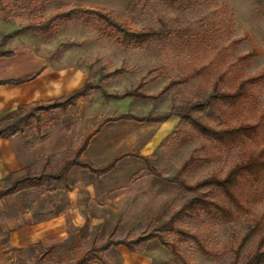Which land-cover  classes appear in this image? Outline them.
<instances>
[{"label":"rangeland","instance_id":"374dc122","mask_svg":"<svg viewBox=\"0 0 264 264\" xmlns=\"http://www.w3.org/2000/svg\"><path fill=\"white\" fill-rule=\"evenodd\" d=\"M43 1L45 11L35 12L32 9L14 8L11 0H5L11 13H0V38L15 29L45 21L57 12H66L77 5L87 9H104L116 21L125 22L138 32L162 31L159 37L149 40L142 47L124 49L115 39L104 36L103 31H108L120 37L103 23L95 19L85 21L77 18L59 24L48 36L22 32L7 41L5 49L13 51L18 75H32L42 68L34 85L36 91L59 88L62 83L60 79L63 78L69 79L64 91L80 87L85 81L98 84L99 88L92 91L90 97L78 102L64 116L68 120L65 128L76 118V141L86 130L97 128L108 118L124 113L135 116L165 114L172 107L179 108L187 101L204 99L215 84L220 90L232 92L241 81L264 74V0ZM109 73H112L110 77L100 79ZM181 78L186 81L175 85L162 96L153 98L170 80ZM140 79L145 82L140 92L153 99H108L102 94L103 91L112 95L123 94L134 89ZM246 88L250 96L236 117L231 118L260 124L262 128L256 138V145L264 147V78ZM54 94L49 91L40 98L45 99ZM29 105L17 116L30 112L32 106ZM226 114L222 120H226L230 112ZM59 118L60 112L52 111L43 115L38 129L31 123L24 125L19 134L35 142L41 132L52 131L53 127L46 128L45 125L53 122L52 126H55ZM77 120L84 121L80 124ZM5 125L0 120V131ZM112 126L115 125H109L104 131L107 139H111L118 131ZM135 126L119 129L124 131L126 143L134 132L137 137L144 134L147 139L156 131L158 124ZM203 143L212 153L209 161L181 170L193 150ZM116 152L110 146L108 154L101 157L93 153L89 155L97 161H106ZM153 152L155 155L151 163L159 176H179L186 184L202 180L211 171L223 173L239 156L238 148L209 145L191 131L186 123L178 127V132L166 144ZM43 171L47 172L45 169ZM38 173L27 175L38 176ZM73 181H76V189L84 206L79 214V221L83 223L81 245L76 246L74 263L89 249L93 237L97 246L108 240L116 222L118 226L111 240L135 239L146 230L148 223H157L169 217L188 196L178 184L149 174L144 163L132 157L124 159L113 171L102 177L76 168V174L69 178L68 185ZM249 204L252 212L263 210V201L258 194L249 198ZM91 221H96V225L88 232L86 227ZM177 225L198 230L202 244L206 247L207 253H203L190 240L182 245L181 252L190 264H230L234 260L233 250L250 225V220L246 214H236L229 222L185 220ZM168 237L174 239L172 234ZM256 239V236L252 237L240 250L239 261L243 259L245 249L251 248ZM140 253L149 259L150 264H172L169 252L156 240L141 247ZM102 256L108 264L120 263L114 250ZM90 264L100 263L92 260Z\"/></svg>","mask_w":264,"mask_h":264},{"label":"trees","instance_id":"16d2710c","mask_svg":"<svg viewBox=\"0 0 264 264\" xmlns=\"http://www.w3.org/2000/svg\"><path fill=\"white\" fill-rule=\"evenodd\" d=\"M11 6L14 8L32 9V11L35 12L45 11V3L43 0H11ZM0 13L5 15L11 13L10 10L7 9L5 0H0ZM77 18L85 21L95 19L103 23L106 28L120 35V37H116L112 32L103 31L104 36L115 39L118 45L124 49L142 47L149 40L157 38L162 34V31H135L125 22L116 21L111 14L104 9H87L77 5L66 12H57L45 21L32 23L2 35L0 38V57L11 58L14 56L13 51L5 49V45L9 39L20 33L27 32L33 35L40 34L48 36L51 32L56 30L59 24ZM39 73L40 72H37L25 79L0 81V85H19L26 83L35 79ZM113 73H116V71ZM111 75L112 73L106 74L100 79L110 77ZM262 78H264V74L247 78L241 81L232 92L220 90L217 84H215L204 99L187 101L179 108L172 107L171 110L165 114L149 113L144 116L123 114L118 117L108 118L102 122V124H104L125 119L137 122L163 123L171 116H176L180 119L179 124L172 133L162 140L159 147L166 144L171 136L178 132V127L181 124L186 123L191 131L206 140L211 146L238 148V160L223 173L211 171L202 180L194 184H186L179 176L171 178L159 176L151 163V159L155 153L151 156H141L138 153H123L113 158L106 165L98 167L81 156L87 148L91 137L99 131L98 127L85 136L80 145L64 160L63 164L56 172L42 171L38 176H29L25 174L14 179L8 177L6 180L10 181V185L6 191L0 193V197L12 194L28 185H39L44 182L50 183L52 181H65L68 172L73 167L86 170L99 177L110 172L123 158L132 156L144 163L149 174L164 181L178 184L188 194L187 198L166 219L157 223H148L146 230L135 239L128 241L111 240L118 226V222H116L107 237L108 240L100 246L92 243L90 248L83 252L81 257L74 264H90L92 260L100 264H106L102 254L110 248L123 245L129 251L137 252L148 242L154 240L158 241V243L169 252L172 264H190L186 255L181 252L183 244L190 240L201 249L203 253H207V250L202 244L198 230H194L190 227L180 228L177 224L185 220H194L197 222L208 221L210 223L229 222L236 214L248 215L250 225L247 227L238 245L233 250L234 260L230 264H264V147L256 145V138L259 136L261 132L260 128L262 127L260 124H250L244 119L231 118V116L236 117V113L239 112L240 107L246 104L247 98L250 96L246 86L255 84L261 81ZM183 81H186V79L170 80L153 98L162 96L166 91ZM144 85L145 82L140 79L134 89L126 91L123 94L112 95L104 91L102 94L106 98L111 99H149L151 96L144 94V92H140V89ZM98 88V84L86 81L81 88L72 91L66 96L48 101L33 102L29 105L32 106L31 111L22 116H17V114L27 109L28 105L19 106L15 112L1 120L6 125L4 129L0 131V138L13 136L19 133L24 125L27 126L31 123L38 129L42 122L43 115L56 110L65 112L74 108L78 101L87 99L91 96L92 91ZM227 112H230L229 117L226 120H222V117H226ZM211 154L208 146L204 143L201 144L199 148L193 150V153L183 164L181 170L184 171L196 163L208 162ZM203 188L207 190L201 191ZM256 194L260 195L263 201V210L260 212H252V208L249 204V198H252ZM169 234L174 235L173 240L169 239ZM254 236L257 237L256 241L252 243L253 245L251 248L245 249L243 259L239 261L240 250L245 247ZM54 248L55 247L49 248L43 252L41 256L51 252Z\"/></svg>","mask_w":264,"mask_h":264},{"label":"crops","instance_id":"0c3cea01","mask_svg":"<svg viewBox=\"0 0 264 264\" xmlns=\"http://www.w3.org/2000/svg\"><path fill=\"white\" fill-rule=\"evenodd\" d=\"M13 59L14 56L11 58L0 57V81L20 80L34 75H18V68ZM41 71L42 68L37 72L41 73ZM40 73L35 79L26 83L0 85V120L15 112L21 105L66 96L81 88L86 82L80 87L64 91V86L69 79L63 78L60 79L62 83L59 88L52 87L43 92L36 91L34 85L38 81ZM49 91L56 94L45 99L40 98L43 94L47 95ZM59 112L60 118L56 121L55 126H52L53 122H48L47 126L45 125L46 128L53 127L52 131L41 132L39 139L35 142H32L30 137L19 133L7 138H0V193L8 189L10 185V181L6 180L8 177L14 179L23 174L37 175L44 169L47 172H52L51 170L56 172L64 160L80 145L85 136L98 127L99 131L91 137L81 156L100 167L123 153H138L141 156L153 155L155 153L153 151L159 147L162 140L179 124V118L176 116H171L163 123L120 119L101 123L95 129L86 130L76 141V118L71 121L69 127L65 128L68 120L64 119V116L69 110ZM121 115L123 114L118 116ZM72 117H76V115ZM77 121L81 124L84 120ZM138 124H158V127L147 139L144 134L139 138L134 132L132 138L126 143L124 131H119V129L135 128V125ZM109 125H115L112 127L118 130L111 139L104 136V131L108 129ZM96 141L99 143H95ZM110 146L117 152L106 161H97L89 155V153H93L101 157L108 154ZM66 154L67 157H65ZM128 157L132 156L120 160L111 171ZM55 160L56 162H54ZM75 174L76 167H73L68 172L65 181L28 185L12 194L0 197V264L74 263L76 246L81 245L80 237L83 227V223L79 221V214L84 210L80 193L76 189V181L69 185L67 183L69 178ZM94 225H96V221H91L86 230L91 232V227ZM92 243L96 244L94 237L90 241L89 248ZM51 247L55 248L41 256ZM113 250L118 254L119 264H150L149 259L140 253V249L137 252H131L123 245L110 248L103 254ZM104 260L108 264L105 258Z\"/></svg>","mask_w":264,"mask_h":264}]
</instances>
